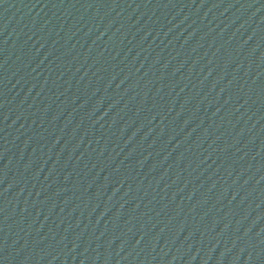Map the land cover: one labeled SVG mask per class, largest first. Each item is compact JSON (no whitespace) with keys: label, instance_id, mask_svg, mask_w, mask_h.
Instances as JSON below:
<instances>
[{"label":"water","instance_id":"water-1","mask_svg":"<svg viewBox=\"0 0 264 264\" xmlns=\"http://www.w3.org/2000/svg\"><path fill=\"white\" fill-rule=\"evenodd\" d=\"M0 264H264V0H0Z\"/></svg>","mask_w":264,"mask_h":264}]
</instances>
